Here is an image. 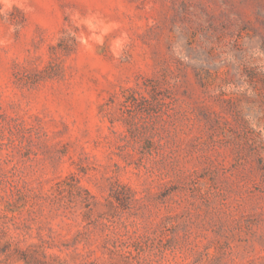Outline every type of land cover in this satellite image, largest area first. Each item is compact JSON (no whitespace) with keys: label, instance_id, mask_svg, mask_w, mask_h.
<instances>
[{"label":"rangeland","instance_id":"obj_1","mask_svg":"<svg viewBox=\"0 0 264 264\" xmlns=\"http://www.w3.org/2000/svg\"><path fill=\"white\" fill-rule=\"evenodd\" d=\"M0 264H264V0H0Z\"/></svg>","mask_w":264,"mask_h":264}]
</instances>
